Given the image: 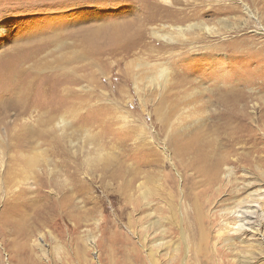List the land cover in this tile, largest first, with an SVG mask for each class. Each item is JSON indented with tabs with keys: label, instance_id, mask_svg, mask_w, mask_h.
I'll return each instance as SVG.
<instances>
[{
	"label": "rangeland",
	"instance_id": "rangeland-1",
	"mask_svg": "<svg viewBox=\"0 0 264 264\" xmlns=\"http://www.w3.org/2000/svg\"><path fill=\"white\" fill-rule=\"evenodd\" d=\"M235 6L182 23L162 0H0V94L12 87L6 55L39 52L15 63L35 82L30 110L0 100V264H264V3L249 5L256 18ZM199 21L223 35L149 34ZM139 25L142 47L127 49ZM164 67L161 90L149 78ZM237 99L240 116L218 121ZM192 151L195 164L180 154ZM198 159L218 164L212 185Z\"/></svg>",
	"mask_w": 264,
	"mask_h": 264
},
{
	"label": "bare ground",
	"instance_id": "bare-ground-1",
	"mask_svg": "<svg viewBox=\"0 0 264 264\" xmlns=\"http://www.w3.org/2000/svg\"><path fill=\"white\" fill-rule=\"evenodd\" d=\"M228 1H230L229 4H227ZM199 2H200L199 0H162V3L167 7V11L169 9H171L170 10L171 12L169 11V13L172 14L171 15V21L182 22V23L183 22H188L190 19H194V18L201 20L204 16H206L207 12H208V14H209V12L213 13V16H217L218 14L222 15V13L223 14L236 13L237 11L241 10L240 7L235 6V5H239V4H241V8L243 9V12L246 14V16H248V18H256L257 14H254V12L252 11V7H250L249 5L256 6L258 4L264 3V0H201V3H203V4H206V3H209V2H214L215 3V6L212 7L211 9H208V10L202 9L201 8L202 4L199 3ZM180 3H183L184 5H187L189 8H187L186 10L177 8V7H179L178 5ZM210 4H212V3H209L207 5L210 6ZM148 7H149L148 8L149 9V14L153 15V17H150V21L151 22H154L156 24L158 21L161 20L160 18L163 19V17L162 16L160 17V14L158 15L157 12L155 11V7L156 6H154L152 4V2L148 4ZM161 10H164V9L161 8ZM225 23H226V21H225ZM131 30L133 32V34H132L133 37H131L130 43L126 46L127 49H130L131 47L132 48H134V47L135 48L136 47H142V43H143V39H141L143 37L142 34L144 32H147L148 29H145L143 31V28L141 27V25H139V26H137L135 28H132ZM220 33H222V32H220L219 27L217 25H212V24L211 25H207V23H204L203 21L189 23L186 26H180V27H177V26L174 27L172 25H168L167 26L166 24H164V25H159V26H155L154 25V26H151L149 28V34H150L151 37H153L158 42H164L166 44H173L179 38L182 39V41L186 42V41H190L191 38H193L195 36L199 37V38H200L201 35H203V36L207 35L209 37H212V36L214 37V36L219 35ZM0 34L1 35L7 34V30H6V28L4 26H0ZM222 35H223V33H222ZM239 42H240V40H236V42H233L234 46L236 48L239 47L237 45ZM192 45H193V43L191 44V46ZM220 45H219V47L217 46L219 48V50L222 49V46H220ZM228 47H229V45H228ZM218 48H217V50H218ZM194 49L195 48H191V50H194ZM208 49H210V47H208V48L205 47L204 48V50H208ZM152 52H153V50H152ZM38 53L39 52H38L37 48H35V47H27V48H25V47L22 46V47H17L16 49H14L10 53V55H8V56L6 55L7 58H10L9 60L13 64L12 63L11 64L7 63L6 64L7 66H9V65H11V66L8 67V68H5L3 70V73L5 72L8 75V77L11 79V85L10 86H12L14 88L10 87V89H8L7 91H4L3 93H1L0 97H2V98L0 100H5V99L7 100L8 98H11L10 99L11 101L16 100L19 104H21L23 106L21 108L22 115H23V113H26V112H28L30 110L31 101H32V98H31L32 95L31 94H32V89L34 87L33 83H35V82H32V81L27 82L26 79H23L22 76L20 75V72L18 71V66L15 63L17 62V64H18L19 61H20L19 63L30 62V61L35 59V55H37ZM187 54L188 53H186V55ZM176 55L179 56L181 54L180 53L175 54V55H173V57L176 56ZM186 55H181L179 58L177 57L178 60L175 63H179L182 59L187 57ZM260 55H261L260 53L257 55L258 59H262V57ZM169 58L172 61V57L169 56ZM132 64L134 65L135 70L138 71L137 72L138 74L136 75V84H135V86H136L137 91L140 92V88H139V85H140L139 84L140 83L139 79L140 78L139 77H140V74L144 72L145 68H149V64H147V63L145 64L139 58L137 60H134ZM154 66H156V65H154ZM21 71H22V68H21ZM156 75H157L156 79L155 78H149V81H150L149 84L150 85H157V87L159 89H161V90L162 89L163 90L166 89V87L170 83V75H171V73H170L169 68H165V67L161 68L156 73ZM35 76H37V75H35ZM7 87H8V85H7ZM239 99H242V97L239 98ZM239 99H237V101L234 103V107L229 113L226 112V110H225L223 112H220V114H218V117H219L218 121L225 120V123H227L226 122L227 119L228 120H230L231 118H236L237 119L236 116H240L239 113H240L241 110L238 108V104H239V101H240ZM234 121H235V119H234ZM68 124L69 123H68V121L65 118H63V120H58V122L56 123V125L58 127H60V128H66L68 126ZM181 151L182 150H180V152ZM188 153L189 152H185V153L182 152L180 154L183 156V158H187L188 157L190 162H192L191 161V158H192V160H194L193 164L197 163V161H195V159H193V158H195V156H196L195 154H197V153L194 154V152L192 151L194 157L192 156V153H190V154H188ZM0 155H2V153H0ZM222 160H220V162ZM198 162L205 164V168L204 167L202 169L200 168V172H199L200 176H202L207 181V183L209 185H212V183H215L216 179H217L216 176H217L218 171H219V166H218L217 163H219V162L217 161V163H216L217 165H207L206 163H204V161L202 159H198ZM211 162H213V161H211ZM0 163H1V161H0ZM224 164H226V163H224ZM231 175H232V170L230 169V176ZM30 178H32V177H30ZM22 196L21 195L20 196H18V195L15 196L14 195L11 198V201L9 203L15 202V203L19 204L21 202V199H22L21 197ZM195 200H196L195 201V209H196V211H198L199 210V204H198L199 196L198 195L195 196ZM248 203H258V202L257 201H252V202H248ZM246 205H247V202H245V201L239 202L234 207V209L232 210L231 213H233V212L234 213H239L238 210L244 209ZM28 208H29V205L26 206L27 210H28ZM17 211H19V210H17ZM14 212H15V210L12 208V210L10 211V213L12 215L11 217L17 215L16 212L15 213ZM197 219L199 220L198 212H197ZM239 231L240 230L237 229V232H239ZM204 240H205L204 229L201 228L200 241H204Z\"/></svg>",
	"mask_w": 264,
	"mask_h": 264
}]
</instances>
